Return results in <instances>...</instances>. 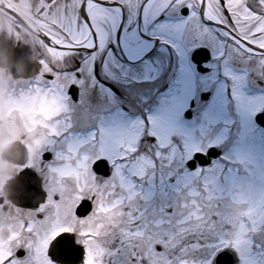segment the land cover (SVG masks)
<instances>
[{
    "label": "snow or ice",
    "instance_id": "snow-or-ice-1",
    "mask_svg": "<svg viewBox=\"0 0 264 264\" xmlns=\"http://www.w3.org/2000/svg\"><path fill=\"white\" fill-rule=\"evenodd\" d=\"M40 12L58 111L0 264H264V0Z\"/></svg>",
    "mask_w": 264,
    "mask_h": 264
},
{
    "label": "flooded vegetation",
    "instance_id": "flooded-vegetation-1",
    "mask_svg": "<svg viewBox=\"0 0 264 264\" xmlns=\"http://www.w3.org/2000/svg\"><path fill=\"white\" fill-rule=\"evenodd\" d=\"M43 3L44 0H0V49H4L0 57V197L3 198L0 203V253L7 248L9 233L19 219L16 186L22 162L30 160L27 145L32 144L33 138L46 139L48 122L46 105L38 97L47 90L36 86L35 76L15 77L6 62L22 65L26 70L27 63L31 65L34 61L33 67H29L30 73L33 72L43 51L41 33L45 18L40 12ZM17 41H23L19 50ZM48 58H52L51 54ZM32 113H36V118H32L36 122L34 126Z\"/></svg>",
    "mask_w": 264,
    "mask_h": 264
},
{
    "label": "rangeland",
    "instance_id": "rangeland-1",
    "mask_svg": "<svg viewBox=\"0 0 264 264\" xmlns=\"http://www.w3.org/2000/svg\"><path fill=\"white\" fill-rule=\"evenodd\" d=\"M35 96H31V98H34ZM38 97L40 99H42L46 105V109H47V121L50 117H52L57 111H58V104L56 102L55 97L52 95V93L50 91L47 90L46 94H41L38 95ZM34 115H36V113H32L31 119L32 118H36ZM36 122L33 121L32 119V125L34 126ZM47 136L45 140H39V139H32V148L30 149V160L35 159L36 156V145L37 144H43L47 141Z\"/></svg>",
    "mask_w": 264,
    "mask_h": 264
},
{
    "label": "water",
    "instance_id": "water-1",
    "mask_svg": "<svg viewBox=\"0 0 264 264\" xmlns=\"http://www.w3.org/2000/svg\"><path fill=\"white\" fill-rule=\"evenodd\" d=\"M3 53H4V49H0V56H2L3 55ZM18 57L16 56L14 59H15V61H16V59H17ZM27 58H30L29 57V55L27 56ZM14 59H13V61H14ZM27 61H29V59H27ZM6 65L7 66H9L10 68H11V70H12V72H13V75L15 76V77H22V76H25V77H28L29 75H32L31 73H30V70H29V67H33V65H34V61H32V63H31V65L29 66V63H27V65H26V70H23V68H22V65L21 66H16L15 65V63H11V62H6ZM13 182V181H12ZM11 183V180H10V182L8 183V185ZM10 186V185H9ZM8 188V187H7ZM16 197H17V199L21 202V197L18 195V194H16Z\"/></svg>",
    "mask_w": 264,
    "mask_h": 264
}]
</instances>
